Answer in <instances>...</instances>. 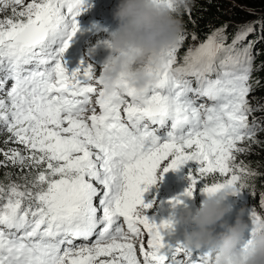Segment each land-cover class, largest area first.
<instances>
[{"label": "snow or ice", "instance_id": "1", "mask_svg": "<svg viewBox=\"0 0 264 264\" xmlns=\"http://www.w3.org/2000/svg\"><path fill=\"white\" fill-rule=\"evenodd\" d=\"M155 2L175 10L173 0ZM90 6L87 0H0V12L11 10L0 19V128L27 153L0 150V166L30 170L23 184L0 183V264H204L212 254L194 255L186 245L166 253L163 233L173 224L151 221L145 210L152 204L143 195L158 172L162 177L190 161L198 167L185 195L215 173L224 179L206 182L205 193L245 190L255 173L235 164V154L248 151L238 142L254 138L248 114L258 109L246 99L254 42L243 41L260 22L238 25L231 43L227 24L221 26L178 65L188 35L181 31L142 98L123 78V91L106 95L104 63L81 60L69 71L65 61L81 32L78 18ZM98 44L109 48L108 39ZM199 98L211 104L197 105ZM250 217L253 234L264 228V215L251 209Z\"/></svg>", "mask_w": 264, "mask_h": 264}, {"label": "clouds", "instance_id": "2", "mask_svg": "<svg viewBox=\"0 0 264 264\" xmlns=\"http://www.w3.org/2000/svg\"><path fill=\"white\" fill-rule=\"evenodd\" d=\"M191 3L192 0H173V11L155 0H118L113 11L117 26L109 34L110 54L103 61L105 67L100 74L106 95L123 91L118 87L122 78L141 98L146 89L156 83L162 53L176 43L183 27L182 14ZM146 68H150L151 73ZM233 191L223 188L206 193L195 212L188 208L183 210L176 222L191 228L184 233V243L197 250H213L204 264H264V228H259L243 243L249 228L244 220L246 210L239 209L234 224L223 222L230 211L225 201ZM218 224L224 231L215 232Z\"/></svg>", "mask_w": 264, "mask_h": 264}, {"label": "trees", "instance_id": "3", "mask_svg": "<svg viewBox=\"0 0 264 264\" xmlns=\"http://www.w3.org/2000/svg\"><path fill=\"white\" fill-rule=\"evenodd\" d=\"M190 7L191 12L185 13L181 17L182 31H186L188 35L181 48L180 57L191 44L200 45L201 42L206 41L208 36L225 24H227L228 37L226 43H231L238 25L260 22L254 23V31L243 41V44L254 42L251 49L254 57L253 70L250 73L249 81L251 91L246 99L253 109H258L248 114V122L250 125L255 122L256 131L253 139L238 142V147L246 148L248 151L246 153H236L234 163L237 165L243 164L245 168L255 173L254 176L246 177L247 187L245 190L235 195L237 208H244L249 216L251 209H255L259 214L264 215V208L261 207V200L264 198V0H192ZM115 24L116 21L112 12L100 25L101 31L98 32L93 41V47L97 51L104 52L106 47L98 44V41L107 40ZM192 34H195L196 39L192 38ZM217 65L219 71H224L220 68L219 63ZM9 137L10 134L0 128V150L18 149L23 154H27L24 152V145L15 143ZM4 159L3 155L0 154V161H4ZM197 167L196 163L188 164L185 171L191 170L194 172ZM34 171L35 169L31 170V172ZM29 172L30 170L27 168L14 166L7 162L0 166V183L7 187L9 183L28 175ZM223 179L224 177L220 176L219 173L210 174L205 178V181H199L198 186L204 187L206 182H218ZM185 192L186 190L182 187L178 188L177 193L163 190L157 182L149 187L143 195L145 203L152 204L151 208L145 210V214L151 221L160 224L162 221L168 220L173 224L170 230L163 233L165 247L171 248L176 244H180L181 236L187 230V226L176 222L177 217L183 210L188 208L195 212L200 207L197 195L193 194L189 197L184 194ZM177 200L181 203H174ZM249 216H246V214L244 216L249 228L245 233L243 243H247L252 238L247 237L248 234L253 233L251 217ZM147 238L145 234V242ZM95 239L96 237L93 236L88 243L94 242ZM81 243H84V241L81 240ZM207 249L210 251L209 254H213L211 248Z\"/></svg>", "mask_w": 264, "mask_h": 264}, {"label": "water", "instance_id": "4", "mask_svg": "<svg viewBox=\"0 0 264 264\" xmlns=\"http://www.w3.org/2000/svg\"><path fill=\"white\" fill-rule=\"evenodd\" d=\"M205 195H206V193L202 194L201 203H202L203 199L205 198ZM230 200H232L231 196L225 201L226 206H228L230 209L229 213L224 217V221H223L224 223H227V224H229V222L231 221V219L233 217V209H232ZM190 230H191V228H190ZM222 231H223V228H221L219 224L215 226V232L216 233H219Z\"/></svg>", "mask_w": 264, "mask_h": 264}, {"label": "rangeland", "instance_id": "5", "mask_svg": "<svg viewBox=\"0 0 264 264\" xmlns=\"http://www.w3.org/2000/svg\"><path fill=\"white\" fill-rule=\"evenodd\" d=\"M29 2H31V0ZM10 15H11L10 9L6 10L5 12H0V19H3L5 16H10ZM13 182L20 183V184L25 183L24 179H22V178L18 179L17 181H13ZM165 189L167 191H171L172 188H171V186H167V187H165Z\"/></svg>", "mask_w": 264, "mask_h": 264}, {"label": "bare ground", "instance_id": "6", "mask_svg": "<svg viewBox=\"0 0 264 264\" xmlns=\"http://www.w3.org/2000/svg\"><path fill=\"white\" fill-rule=\"evenodd\" d=\"M172 188V187H171Z\"/></svg>", "mask_w": 264, "mask_h": 264}]
</instances>
